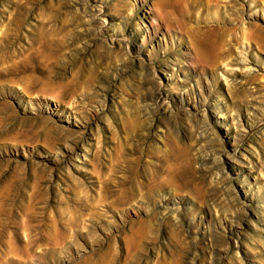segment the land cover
Here are the masks:
<instances>
[{
	"label": "rangeland",
	"instance_id": "1",
	"mask_svg": "<svg viewBox=\"0 0 264 264\" xmlns=\"http://www.w3.org/2000/svg\"><path fill=\"white\" fill-rule=\"evenodd\" d=\"M166 1L0 0V264H264V0Z\"/></svg>",
	"mask_w": 264,
	"mask_h": 264
},
{
	"label": "bare ground",
	"instance_id": "2",
	"mask_svg": "<svg viewBox=\"0 0 264 264\" xmlns=\"http://www.w3.org/2000/svg\"><path fill=\"white\" fill-rule=\"evenodd\" d=\"M168 1V0H167ZM166 1V3H167ZM165 3V2H164ZM163 3V4H164ZM251 3V2H250ZM166 5V4H165ZM250 27V26H249ZM253 32H252V38L254 41H256L257 45H259L260 42H263L264 39V30L257 27L255 24L252 25ZM261 47V46H258ZM247 48V47H246Z\"/></svg>",
	"mask_w": 264,
	"mask_h": 264
}]
</instances>
